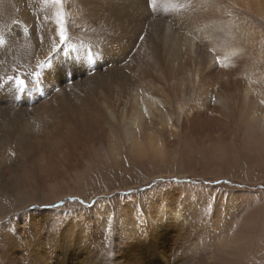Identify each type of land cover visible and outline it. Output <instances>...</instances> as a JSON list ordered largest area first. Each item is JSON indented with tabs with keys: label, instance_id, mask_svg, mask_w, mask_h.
<instances>
[{
	"label": "bare ground",
	"instance_id": "bare-ground-1",
	"mask_svg": "<svg viewBox=\"0 0 264 264\" xmlns=\"http://www.w3.org/2000/svg\"><path fill=\"white\" fill-rule=\"evenodd\" d=\"M177 142L264 171V0H0V264L254 263L262 192L111 193Z\"/></svg>",
	"mask_w": 264,
	"mask_h": 264
},
{
	"label": "rangeland",
	"instance_id": "rangeland-1",
	"mask_svg": "<svg viewBox=\"0 0 264 264\" xmlns=\"http://www.w3.org/2000/svg\"><path fill=\"white\" fill-rule=\"evenodd\" d=\"M143 65L141 62V65H138V72H134V75L136 76V82L138 84L142 85H148V79L146 77H143L139 74V69ZM82 67V66H81ZM84 68V67H82ZM149 73H153V69H149ZM167 151L165 152L166 159L165 162H162L161 167L166 168V170H170L166 172V174H160L158 176L154 175L153 179H150L146 182V184H140V181L138 178H140L142 175H147V172L150 169H154L156 167L150 168L149 166L152 165L150 164L152 161L150 159H147L144 164L145 167H136L137 171V179H133L131 181L130 185H133L132 188L128 187L127 190L123 191H112L111 193L115 196H118L117 198L120 199L119 195H128V194H137V193H143L142 195V200H146L149 198L151 191L154 189H166L169 187H180L183 189L185 192L189 191L191 196H195V198H199V196H204L206 199L203 202L205 206H210L213 209H218L221 210L222 212L225 211L223 210L222 206L223 201L222 199L225 197V200L227 199L228 191L229 189H234V191L239 192V191H244L245 193H264V171L259 172V168L253 167L248 169V166L250 165L249 162L246 163L248 157H252L253 154L255 153H249L246 152L245 150L236 149L233 155H231V151H225L223 155V158L225 159V162H234V159L236 157L238 158V162L242 166H238L237 171L234 166L228 167V164H221V168L218 169L220 171H215L214 163L211 162L213 159V152L207 150V149H201L200 151L192 153V150H185L183 149V146L180 142H177L173 148L166 149ZM243 154V155H242ZM233 157V158H232ZM150 161V162H149ZM208 162L210 163L208 165ZM207 164V165H206ZM212 164V165H211ZM230 164V163H229ZM160 166V163L157 164ZM248 165V166H247ZM247 166V168H245ZM135 167V166H134ZM245 169H243V168ZM150 168V169H149ZM241 169V170H239ZM248 169V170H247ZM257 169V170H256ZM176 170H180L183 173L180 174H175ZM233 170V171H232ZM193 172V174L188 175L190 172ZM244 171H249L250 175L246 176ZM258 171V172H257ZM134 172V171H132ZM194 172L197 174H194ZM244 172V173H243ZM174 173V174H173ZM242 174V175H241ZM259 175V176H258ZM134 176V175H133ZM144 176V177H145ZM136 177V176H135ZM241 179V180H239ZM249 179V180H247ZM126 187V186H125ZM129 190V191H128ZM125 193V194H124ZM15 194L12 193L11 198H7L6 196H2L0 198V212H5L6 210H10L11 207H13L12 200L14 199ZM77 195H72L70 197L64 198L62 200L55 201L54 204L56 207H64L66 205H71V204H77L79 206H87V203H82L80 202V199L76 197ZM247 196V195H246ZM113 197V198H114ZM248 197V196H247ZM116 199V198H115ZM99 200V197L94 198L93 201L90 202V204L87 207H91L94 202ZM15 205V204H14ZM35 207V208H34ZM247 209L241 208L239 210H234L233 215L234 217H246L248 216L250 218V215L248 213L254 214L252 212L253 207L250 205L247 206ZM28 210H33L37 209L36 206L32 205L31 208L25 207ZM3 210V211H1ZM238 213V214H237ZM260 243V242H259ZM259 243L255 245L252 248V254L257 252H261V248L259 246ZM246 244V243H244ZM251 246V245H250ZM256 246H258L256 248ZM248 248V247H247ZM264 255L262 254H255V259L256 261L252 264H260L261 263V257ZM248 256V255H247ZM227 257V256H226ZM229 258H223V264H228L224 263ZM231 263L235 264H243L242 261L238 258L228 259ZM239 260V261H238ZM252 260V259H249ZM248 260V261H249ZM233 261V262H232ZM239 262V263H238ZM246 262V261H245Z\"/></svg>",
	"mask_w": 264,
	"mask_h": 264
},
{
	"label": "snow or ice",
	"instance_id": "snow-or-ice-1",
	"mask_svg": "<svg viewBox=\"0 0 264 264\" xmlns=\"http://www.w3.org/2000/svg\"><path fill=\"white\" fill-rule=\"evenodd\" d=\"M64 38V36H63V31L61 32V39H63ZM19 84L20 85H23L24 84V80H19Z\"/></svg>",
	"mask_w": 264,
	"mask_h": 264
}]
</instances>
